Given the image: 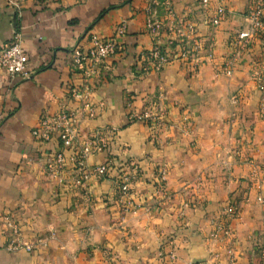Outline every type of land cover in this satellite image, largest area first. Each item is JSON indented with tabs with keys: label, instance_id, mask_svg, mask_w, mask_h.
<instances>
[{
	"label": "crops",
	"instance_id": "obj_1",
	"mask_svg": "<svg viewBox=\"0 0 264 264\" xmlns=\"http://www.w3.org/2000/svg\"><path fill=\"white\" fill-rule=\"evenodd\" d=\"M14 1L18 9L0 0V44L20 33L29 77L0 69V264H264V28L231 75L221 69L264 0ZM220 4L226 20L209 26ZM185 21L201 43L196 59L146 69L153 44L179 50L174 30ZM121 24L120 48L82 98L93 116L74 125L78 146L104 139L85 164L109 160V173L84 189L68 164L62 186L47 171L57 137L31 132L44 113L82 105L68 95L83 83L71 48ZM145 110L158 129L130 117ZM120 175L131 181L124 199ZM158 177L164 196L154 194Z\"/></svg>",
	"mask_w": 264,
	"mask_h": 264
},
{
	"label": "built area",
	"instance_id": "obj_2",
	"mask_svg": "<svg viewBox=\"0 0 264 264\" xmlns=\"http://www.w3.org/2000/svg\"><path fill=\"white\" fill-rule=\"evenodd\" d=\"M200 1L203 5L209 3V0ZM8 2L18 9V5L14 0H8ZM227 14V10L223 4L216 6L208 19V25L215 27L221 24L226 20ZM154 27L152 22L147 24V28L151 32L154 30ZM263 28L264 8L260 4H257L251 8L248 14L247 27L232 38L229 43L230 48H232V53L231 56L224 59L221 65L223 73L226 75L232 74L235 56L239 55L242 50H245L252 37L260 33ZM124 32L125 25L121 24L108 39H99L96 36H90L87 49L84 50L77 45L71 48L72 70L80 75L83 83L80 87H72L68 95L71 100L82 105L79 109H70L63 105L52 115L44 113L40 117L38 125L31 132L32 136L41 142L49 141L53 135L57 137L60 146L53 153L52 160L47 165V171L62 186H66V184L60 174L68 164L79 174L78 182L84 189L91 178L104 177L109 173V160L95 166H87L85 164V159L89 155L105 148L104 139L102 137L95 138L78 146L74 125L78 114L85 118L93 116L94 107L90 103H83V95L88 92L89 84L98 76L100 68L105 65V61L109 57L114 56L120 48L119 42ZM174 33L177 38L175 43H179V50L175 52L174 50L168 49L167 46L163 47L157 43L153 44L152 49L142 56V61L146 69L151 67L155 70L163 69L176 59L191 63L196 59L195 55L201 49L200 41L197 38H193L196 33V27L192 23L185 21L181 25L176 26ZM171 44L172 41L169 40L168 45ZM194 67L195 65L192 66V68ZM0 69L4 70L10 78L26 79L29 77L27 56L22 47L21 35L18 31L13 34L8 42L0 44ZM130 117L137 120L144 119L152 121L154 130L156 128L158 129V125L161 123L149 110H145L140 114L133 112ZM107 132L109 131L106 130ZM152 186L154 194L161 196L166 194L162 177H158ZM117 188L123 199L129 195L132 189L130 177L128 175H120ZM126 204L130 208H135V204L131 200L127 199ZM229 210L233 212L235 208L232 206ZM221 228L218 227L217 230Z\"/></svg>",
	"mask_w": 264,
	"mask_h": 264
}]
</instances>
